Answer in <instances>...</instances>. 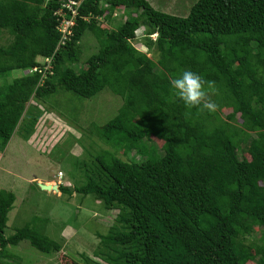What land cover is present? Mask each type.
I'll use <instances>...</instances> for the list:
<instances>
[{"label": "trees", "instance_id": "trees-1", "mask_svg": "<svg viewBox=\"0 0 264 264\" xmlns=\"http://www.w3.org/2000/svg\"><path fill=\"white\" fill-rule=\"evenodd\" d=\"M68 1L79 3L75 26L58 46V11L67 13ZM194 1L179 17L147 0H0V33L10 37L0 46V153L31 98L63 90L90 99L108 88L122 101L114 118L89 126L111 150L78 161L83 181L73 192L118 211L108 232L97 234L98 261L85 257V264H264V0ZM116 10L126 14L122 25H96L111 23ZM141 26L157 34L151 58L131 43ZM87 32L99 50L76 71ZM185 70L215 82V113L177 97L170 80ZM224 109L231 110L225 120ZM144 137L159 140L161 154ZM120 148L145 160L123 161ZM242 150L249 159L239 158ZM59 191L71 194L66 186ZM14 201L0 190V264H20L8 248L22 241L44 254L59 251L27 224L5 236ZM254 225L261 235L249 242Z\"/></svg>", "mask_w": 264, "mask_h": 264}, {"label": "rangeland", "instance_id": "rangeland-1", "mask_svg": "<svg viewBox=\"0 0 264 264\" xmlns=\"http://www.w3.org/2000/svg\"><path fill=\"white\" fill-rule=\"evenodd\" d=\"M147 1L154 9L179 17L187 15L195 2ZM101 6L105 7L104 2H101ZM116 12L111 23L97 21L96 25L100 28L116 29L126 19V14L119 10ZM155 39V35L150 37L145 26H141L131 43L134 48L151 58L149 40L153 42ZM9 41L10 37L1 32L0 46L7 45ZM79 44V61L73 65L76 71L84 70L86 60L99 50L93 33L87 32ZM43 62H40L41 65ZM28 74L30 70L15 71L7 80ZM121 105L120 97L108 88L90 99L62 90L50 98L46 97L44 101L31 98L26 104L17 130L19 132L11 137L5 150L0 153V190L11 191L16 198L8 213L5 236L12 235L16 229L27 224L46 233L60 245V250L44 254L31 247L27 241H22L17 246L8 248L17 256L20 264H85V257L98 261L92 256L99 243L97 234L104 235L108 232L115 224L118 211L106 210L90 196L76 194L72 188L83 181L78 168L79 160H85L89 164L100 151L111 150L96 131H89V126L106 124L117 115ZM230 112V109H224L220 113L221 118L225 120ZM240 123L241 119L237 118L234 124ZM142 144L153 146L161 154L159 140L144 137ZM115 154L126 162L145 160V156L134 149H116ZM238 156L249 159L244 150L238 151ZM40 184L50 186L51 189L43 190ZM63 186L69 187L71 194L60 192L59 188ZM260 235L261 228L254 225L248 241L258 242Z\"/></svg>", "mask_w": 264, "mask_h": 264}, {"label": "clouds", "instance_id": "clouds-1", "mask_svg": "<svg viewBox=\"0 0 264 264\" xmlns=\"http://www.w3.org/2000/svg\"><path fill=\"white\" fill-rule=\"evenodd\" d=\"M116 11H114L113 16L117 14ZM121 13L124 14V10ZM154 35L157 38V34H151L150 37ZM170 86L187 108H198L200 111H207L208 113H215L218 110L219 105L211 99L210 95L216 91L214 81L205 80L198 73L185 70L179 76L170 80ZM55 186L57 187V185Z\"/></svg>", "mask_w": 264, "mask_h": 264}, {"label": "built area", "instance_id": "built-area-1", "mask_svg": "<svg viewBox=\"0 0 264 264\" xmlns=\"http://www.w3.org/2000/svg\"><path fill=\"white\" fill-rule=\"evenodd\" d=\"M79 3H74L72 1H68L65 4V8L68 10V12L66 13V11L64 12L62 10V8L64 6L61 7V9L58 11V16L60 17L59 23L56 26V30L60 35L59 41H58V46L63 45L65 43L66 40H69V38L72 36L73 34V27L75 26V16H77V9L76 6ZM75 6V8H74ZM49 62V60L47 61ZM44 66V62L42 64ZM49 68V64L47 66L44 67L45 70H47ZM37 68H33L32 72L36 71ZM40 70V69H38ZM44 76V73L42 75V78ZM60 175V174H59Z\"/></svg>", "mask_w": 264, "mask_h": 264}, {"label": "water", "instance_id": "water-1", "mask_svg": "<svg viewBox=\"0 0 264 264\" xmlns=\"http://www.w3.org/2000/svg\"><path fill=\"white\" fill-rule=\"evenodd\" d=\"M40 188L43 190H49L50 187L46 186L45 184H40ZM55 189H57V187L55 186Z\"/></svg>", "mask_w": 264, "mask_h": 264}, {"label": "bare ground", "instance_id": "bare-ground-1", "mask_svg": "<svg viewBox=\"0 0 264 264\" xmlns=\"http://www.w3.org/2000/svg\"><path fill=\"white\" fill-rule=\"evenodd\" d=\"M48 187H50V186H48ZM50 189H51V187H50Z\"/></svg>", "mask_w": 264, "mask_h": 264}, {"label": "crops", "instance_id": "crops-1", "mask_svg": "<svg viewBox=\"0 0 264 264\" xmlns=\"http://www.w3.org/2000/svg\"><path fill=\"white\" fill-rule=\"evenodd\" d=\"M15 200H16V198H15ZM15 202V201H14Z\"/></svg>", "mask_w": 264, "mask_h": 264}]
</instances>
